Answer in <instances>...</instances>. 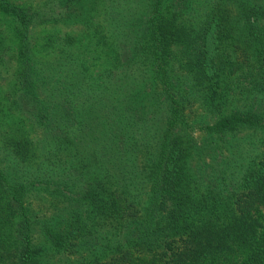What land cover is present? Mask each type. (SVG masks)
I'll return each instance as SVG.
<instances>
[{
    "label": "trees",
    "instance_id": "16d2710c",
    "mask_svg": "<svg viewBox=\"0 0 264 264\" xmlns=\"http://www.w3.org/2000/svg\"><path fill=\"white\" fill-rule=\"evenodd\" d=\"M251 1L0 0V264H264Z\"/></svg>",
    "mask_w": 264,
    "mask_h": 264
},
{
    "label": "rangeland",
    "instance_id": "374dc122",
    "mask_svg": "<svg viewBox=\"0 0 264 264\" xmlns=\"http://www.w3.org/2000/svg\"><path fill=\"white\" fill-rule=\"evenodd\" d=\"M239 1H243V0H239ZM258 1V4H259V2H260V0H257ZM209 4H211V1H209V3H208V6H209ZM250 4L251 5H253V0L250 2ZM249 5V4H248ZM260 5V4H259ZM258 5V6H259ZM227 8H229V9H234V11H236V10H241L240 8V6H239V2L238 1H235V2H229L228 4H227ZM65 31L67 32V33H72L73 32V30L71 29V28H69V29H65ZM241 41H242V39H241ZM239 52L240 51H237L236 52V54H235V56L237 55V54H239ZM193 135L195 136V137H199V134L195 131L194 133H193Z\"/></svg>",
    "mask_w": 264,
    "mask_h": 264
}]
</instances>
